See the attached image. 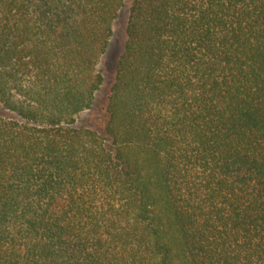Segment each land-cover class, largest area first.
Masks as SVG:
<instances>
[{
	"label": "trees",
	"instance_id": "trees-1",
	"mask_svg": "<svg viewBox=\"0 0 264 264\" xmlns=\"http://www.w3.org/2000/svg\"><path fill=\"white\" fill-rule=\"evenodd\" d=\"M126 3L0 0V264H264V0H131L79 125Z\"/></svg>",
	"mask_w": 264,
	"mask_h": 264
},
{
	"label": "rangeland",
	"instance_id": "rangeland-1",
	"mask_svg": "<svg viewBox=\"0 0 264 264\" xmlns=\"http://www.w3.org/2000/svg\"><path fill=\"white\" fill-rule=\"evenodd\" d=\"M131 0L119 12L113 24V34L110 39L106 53L101 57L98 67L103 73L104 82L97 94L96 102L92 109L86 110L78 115L79 125L91 126L101 129L105 122L104 106L106 98L114 80L115 67L118 57L122 53L126 41V24L128 18V7Z\"/></svg>",
	"mask_w": 264,
	"mask_h": 264
}]
</instances>
